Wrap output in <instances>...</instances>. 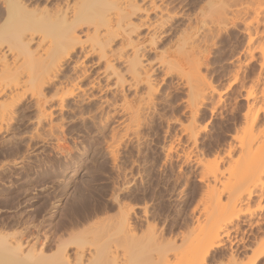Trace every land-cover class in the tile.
<instances>
[{
  "label": "bare ground",
  "instance_id": "1",
  "mask_svg": "<svg viewBox=\"0 0 264 264\" xmlns=\"http://www.w3.org/2000/svg\"><path fill=\"white\" fill-rule=\"evenodd\" d=\"M0 1L4 9L0 16V134L4 130L11 131L12 121L19 116L18 110L21 106L24 105L23 110L32 108L28 111H32L31 115L34 113V117L29 113L20 115V118L22 117V120L25 118L27 122L25 123V120L21 122L25 124H22L23 127L29 126L32 117L35 120L34 125L41 127L45 123L43 120L47 118L51 120V109L56 108L63 112L69 98H74L73 106L78 109L79 116L86 115L90 119L96 116L95 112L93 113L94 109L98 110L102 112L99 125L104 123L105 126L109 119L123 114L128 119L124 124L126 129L131 130L133 134H140L143 124L134 116L143 108L153 110L157 90L153 89L155 85L148 72L149 65L143 64L141 60L143 55L139 53L141 41L137 37L139 35L137 32L138 28L145 26L153 27V33H155L157 26L149 21V11H156V16L159 14L158 19L155 20L160 21L158 25L167 21L164 17L172 18L171 12L166 7L167 4H156L155 0H145V2L144 0H65L63 5L59 7L57 5L55 9L50 10L46 7L31 8L21 2L22 0ZM209 2L213 7L210 11L214 16L211 19L212 27H208V30L213 34L214 31L223 27L221 26L223 23L242 22L245 25L242 31L246 34L247 40L239 47L235 55L236 59L233 61L235 69L228 73L227 86L230 89H236L238 95L245 99L246 105L241 113V120L239 119L240 121L234 126L226 141V147L222 148L223 150L215 151L214 149V158L211 161L206 160L205 151L202 150L203 148H198V145L202 144L203 133L207 131L206 116L208 114L213 116L221 110L218 111L219 103L214 97L215 93L217 94L216 88L211 84L212 81L207 80L206 71H203L208 58L204 54L205 47L203 49L199 41L202 39H198L197 43L200 42V46L195 56L193 55L192 59L190 56L187 57L189 71L187 80L183 83L187 86V123L179 122L183 133H187V167L192 170L199 169L196 175L198 185L194 183L192 187V184L189 197L187 195L190 199L189 212L186 209L187 202L182 200L183 204L176 216L181 220L180 227L187 226L188 223L197 221L201 217L214 219L202 235L204 245H173L174 240L161 238V231H158L150 218L154 219L159 207L166 211L169 204L163 201L159 202V205H156L158 201L149 202V199L157 196L158 184L146 180L140 184L142 190L139 195L131 192V186L125 187L127 192L122 195L118 193L122 187L117 185L108 190L109 199L102 198L99 204L90 202L91 199L86 196L88 193L78 194L73 189L75 191L69 197L68 203L64 202L68 208L63 205L64 211L60 214L64 219L60 217L61 219L56 221L57 224L55 223V228L52 230L54 236L51 238L52 234L47 236L48 234L44 233L42 241L38 242L36 237V242L31 245L29 241L28 245L24 244L27 241L26 237L31 233L30 230L37 228L36 224H31L29 221L31 218L28 222L17 214L16 216L12 214L13 217L10 218L9 216L1 217L0 264H208L211 260L215 264H264V228H262L264 224V120L260 119V115H264V30L260 34L258 30L249 27L252 20L257 22L256 24L264 23V0H217L215 3L211 0ZM145 16L147 19L149 17L146 23V20L142 18ZM132 17L137 18L138 21L134 22ZM83 25L86 31L84 39L78 34V31H83ZM132 33H135V37ZM35 34L38 36L35 37ZM117 37L120 39L121 48L119 49L115 48L117 46L112 47ZM189 38L187 36V43L191 44ZM152 39L153 37H150L148 41ZM184 41L182 43L185 45ZM31 42L35 46L32 47ZM126 46L130 47L129 54L123 51ZM93 55H96L95 61L89 59ZM182 58H184L183 55L179 57L175 54L174 59L162 57L158 61L164 74L170 75L171 68ZM121 59L126 64L131 85L137 89L139 84H144L145 90L142 87L144 91L140 95L138 94L140 92L136 93V89L134 90L139 95L136 98L138 105L136 104L135 109L131 104L133 101L126 100L124 95H120L124 98L118 102L114 99L113 93L117 92L116 86H121L123 75L116 70L113 61ZM252 62H255L258 68L255 74L250 76L251 74L246 73V69ZM112 74L116 77L112 83L114 86L109 82L101 84L102 77L106 81L110 76L112 77ZM85 80L88 83L83 86ZM95 88L98 94L90 91ZM109 94H113V97L110 96V98ZM218 96V101H223L222 96L220 94ZM207 102L211 104L208 108H206ZM206 109L210 113L207 114ZM52 123L47 125L49 127L47 129L55 132L56 125ZM16 137L7 140L8 143H13L12 139L20 142L22 138H18V135ZM30 139L33 140V135ZM56 139L59 140V138ZM4 140L0 138V158L3 154L8 156L7 154L15 153V150L19 151L18 143L17 145L15 143L18 149L10 146L9 149H3V143L6 142ZM25 147H30L29 141L26 142L23 151ZM167 147L162 162L173 164V146L170 144ZM24 157L26 158V153ZM0 167L1 180L7 174L9 165ZM65 184L60 185L61 190L66 188ZM85 188L89 191L87 187ZM163 188L166 189V187ZM119 194L121 199L128 198L127 202L130 203L126 200L123 203ZM121 195L124 197L122 198ZM131 201L143 203L142 205L139 202L133 204ZM113 208H116V213H112L113 216L109 213L110 216L104 214ZM143 225L145 229L139 233L138 229ZM20 226L23 227L20 228ZM13 227L15 230H8ZM18 227L20 230H17ZM256 229L262 232V236L255 234ZM223 238L229 239L230 245H225ZM50 242L54 245H44ZM252 242L255 245H251ZM216 254L218 257L214 258Z\"/></svg>",
  "mask_w": 264,
  "mask_h": 264
},
{
  "label": "rangeland",
  "instance_id": "2",
  "mask_svg": "<svg viewBox=\"0 0 264 264\" xmlns=\"http://www.w3.org/2000/svg\"><path fill=\"white\" fill-rule=\"evenodd\" d=\"M61 1L62 0H22L21 2H23L25 5L27 4L31 8L46 7L50 10H53L55 9V7H57V5L59 7V5L64 4L65 0L63 2ZM155 1L156 4H167L166 7L168 8L169 12H171L170 15L172 16V18L164 17L167 21L158 25L160 21L155 20L158 19L159 14L156 16V11H149L148 15L150 17V20L149 17L147 19L146 16V18H142L146 20L145 23L149 20L157 26L155 33H153V27L147 28L145 26H142L138 28L139 30L137 33L139 35L137 34V37L141 41L139 45V53L141 56L143 55L141 60L142 62H144L143 64L147 66L149 65L148 67H146L149 69L148 72L150 77L152 78L151 81L153 82V85H155L153 89L157 90L154 98V102L156 105H153V110L152 108H143L144 110L141 109L139 110L141 112L136 114L138 117L136 115L134 116L135 119H140L141 123L143 124L140 130V134H133L131 130L129 131V129H126L124 124L128 119H126V115L123 114H118L112 117L106 122L105 126L104 123H101V125H99V118L102 116L100 115L102 114V112H99L98 110L97 111L99 113H97L95 109L94 111L92 110L93 113L95 112L94 115L96 116H92L90 119L86 115H81L82 117L79 116L77 114L78 109L73 106L75 105L73 101L74 98H69L67 107H65L63 112L56 108L51 109L52 114H54H51V120H49V118H47L45 121L43 120V123L45 122V125H42L43 127L34 125V113L31 115L32 111H28L32 108L23 110V105L18 110L20 113L19 116L16 118V120L12 121L13 126H11V131L4 130V132H2L3 135L0 134V136H2L0 138H2L3 140L6 138L4 140L6 142H4L2 146L3 149H9V146L11 148H16V145L18 143L20 144L18 148H21H19V151L21 153L24 152L23 154H21L19 151H16L14 149V155L7 154L8 156H6L5 154H3V156L6 157L1 156L0 158V166L6 165L7 167L9 165V167H7V174L0 180V219L3 216H9L10 218L13 217V215L16 216V214L23 220L26 219L28 221L31 218L29 221H31V224H36L37 228H30L32 230H30L31 233L29 232V237H26L27 241H25V245H28V241L29 245H31V243L33 244V242L35 243L37 239L36 237H38V242L42 241L44 233H47V236H50L52 234L51 238L54 236L52 230H54L55 223L57 224L59 219H64L60 214L61 211H64L63 205L66 206L64 202L66 201L68 203V199L69 197H71L73 191L76 190L78 194L83 193L84 195L88 193L86 196L91 199V201L90 199L89 201L99 204L101 203L102 198H105L106 200V198L108 197L109 199L110 193L108 194V190L117 185H120V187L123 188L118 191V193L122 195L124 192H127V188H125L127 186H131V192H135L134 194L138 193L137 195H139V192H141L140 190H142V186H140V184H143L142 181L146 180L148 182L154 181L158 184V194H156L158 197L156 196L154 197L155 199H149V202L153 201V203H156L158 201L156 203L157 205L159 202L163 201V203L169 204L166 211L158 206V213L156 210L157 215L154 217V219L150 218V221H154V224L156 225L158 231H161V238L174 240L173 245H204V242L202 241V235L204 234V231L207 228L208 224L214 219L201 217L197 221L188 223L187 226L180 227L179 223L181 222V220L178 218V216H176L184 201L187 202L186 209L187 212H189V192L194 186V183L197 184L196 175L199 171V169L192 170L190 169V167H187V133H183L184 131L181 130L179 124V122H183L185 124L187 123V86L183 85V83H185V81L187 80V72L189 71L187 70V57L190 56L191 58L193 55L195 56L196 52L198 51L197 48L200 46V42L197 43L198 39H202L199 41H201V46L203 47V49L205 47L204 50L206 52L204 51V54L207 55L206 57L208 58L206 60L207 62L204 65L203 71H206L205 73L207 74V80H209L210 82L212 81L211 84L216 88L217 94L219 92L223 99V101H218L217 97H219V94L217 95L215 93V101L219 103L217 105L218 111L221 110L220 113L215 114L217 116H210V114H208L210 112L208 111V109H206V113L208 114H206L207 131H205V133H203V136L201 137L202 144L200 143L198 145L199 149L203 148L202 150L205 151V159L211 161L215 156L216 150H221L222 148L224 149L226 147V141L229 139V135L232 133L234 126H236V124H238V122L241 120V113L245 110V99H243L242 96L238 95L236 89L233 88V90L230 89L229 86H227L228 73L235 69V62H233L236 59L235 55L240 49L239 47L245 44L247 40L246 34L242 31V28L245 25L242 22H237L238 24H233L232 22H228L226 24L223 23V25H221L223 27L214 31L213 34L208 30V27H212L211 24L213 23H211V19L214 16V14L211 13L212 11H210V9H213V7L210 6L211 4H209V1L211 0ZM215 1L217 0H212L213 3H215ZM144 2L141 3L143 4ZM1 6L0 16H2V10H4L3 6ZM204 7L206 9H204ZM213 13H215V11ZM249 14L250 16L252 15L251 11L249 12ZM132 18L134 22L138 21L137 18ZM200 20L202 22H200ZM253 21L254 20H252V22L249 24V27L253 30H258V32L261 34V31L264 30V23L256 24L257 22ZM208 32L211 33V36ZM85 33V25H83V31H78V34L81 35L82 39H84V35H86ZM204 33H208L209 35H205ZM36 36L38 35L35 34V37ZM132 36L135 37V33H132ZM187 36L191 38V41L190 38L188 39L191 44L187 43ZM150 37H153L152 41H148ZM118 39L119 37H117L112 43V47L117 46L115 47L116 49H119V47L121 48L120 39ZM181 40H185V45ZM30 45L32 47L35 46L33 42H31ZM129 49V46L123 48V51H126L125 54H129ZM175 54L179 57L183 55L184 58H182L180 62L176 63V65L171 68L172 73L170 75H166L163 72L162 66L159 65V61L162 57H167V59H174ZM89 59L95 61L96 55L91 56ZM121 61L123 62V59L113 61V63H115L114 66L116 65V70H118V72L123 75L124 80H122L121 86H116L118 87V93H113L115 94L114 99H117L116 101L118 102L120 99L122 100L124 97H126V100L129 99L128 101H133L131 104L134 108L138 105L136 98H138V96L145 90L144 84H139V87H137V89L134 87V85H131L132 82L128 80L129 73L126 71V64H124V62L122 63ZM257 68L258 65L255 62H252L247 66L246 70L248 72L246 71V73L251 74L250 76H252V74H255V71H257ZM122 70H124L125 72H123ZM114 78L116 77L112 74V77L110 76V78L106 81L102 77V80L100 79V82L101 84L109 82V84L112 85L113 80H115ZM86 83H88L87 80L83 81L82 85L84 86V84ZM142 87L144 90L142 89ZM134 90L136 93L140 92L138 93L139 95L136 94ZM90 91L96 93L97 89H91ZM131 91H133L134 93L132 92V94ZM96 94H98V92ZM113 94H109L108 96L113 97ZM120 95H124V97L122 98ZM210 105V102H207L206 108H208ZM70 108L72 110H70ZM24 113L25 115L29 113V115L33 116L32 119H30L29 126L25 128L23 127L25 124L21 122L25 120V123H27L26 119L24 118L22 120V117L20 118V115L22 116L24 115ZM260 116V119L262 118L264 120V115L261 114ZM50 123L55 124L56 127L58 126L57 128L55 127L56 129L54 128L55 132L47 129L49 128L48 126L50 125ZM167 124L169 125L167 126ZM12 127L14 128L13 130ZM28 128L32 129L29 130ZM165 130L168 131L165 132ZM46 132H48L51 136ZM17 135L18 138H22L21 141L18 142L12 139L14 144H9L7 140L11 138H17ZM31 135H33V140L30 139ZM9 136L12 137L10 138ZM55 137L59 138V140L57 141ZM27 138L31 149L30 147H25V150L23 151L22 149H24L26 142H28ZM5 143L9 145L6 146L7 144ZM170 144L173 146V164L169 162H167V164H163L162 161L164 159V152L167 151L166 148H168L167 146H170ZM16 152H19L20 154ZM25 153L26 158L24 157ZM176 155L179 156L177 157ZM45 170L47 171L45 172ZM187 179L189 180V182ZM64 183H66V188L61 190L60 185L62 186V184L64 185ZM77 183H79L80 185ZM109 185L112 186L110 187ZM85 187H87L89 191H87ZM163 187H166V189ZM160 196L161 198L159 199ZM123 197L124 196H122V198ZM120 200H123L124 203L125 200L127 202L128 198L125 199L124 197L123 199L120 198ZM131 202L133 204H137L139 202V204L141 205L143 203L142 201ZM113 212L114 214L116 213V208H113L107 211V213L105 212L104 214L107 215L109 213L111 216H113ZM40 221L41 224L39 225ZM22 227L23 226H20V228ZM168 227H170L171 229H169ZM20 228L18 227L17 230H20ZM262 228H264V224ZM13 229L14 227L8 230L12 231ZM142 229H145V225L141 226L138 229L139 233L143 231ZM33 230L35 231L32 232ZM255 232V234L262 236V232L258 231L257 229L255 230ZM223 239L226 243L225 245H230L229 239ZM51 244L54 245L53 242L44 245ZM251 245H255V243L252 242ZM223 251H225V249ZM217 254L219 255V253ZM218 255L214 256V258H217ZM208 264H215V262L211 260Z\"/></svg>",
  "mask_w": 264,
  "mask_h": 264
}]
</instances>
